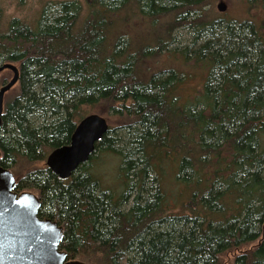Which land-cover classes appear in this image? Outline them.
<instances>
[{
    "label": "trees",
    "instance_id": "obj_1",
    "mask_svg": "<svg viewBox=\"0 0 264 264\" xmlns=\"http://www.w3.org/2000/svg\"><path fill=\"white\" fill-rule=\"evenodd\" d=\"M216 1H62L32 22L0 7V65L20 69L0 165L64 228L70 260L225 264L233 253L232 264H264V0H239L245 17L230 18ZM179 29L190 46L171 50ZM164 56L180 70L147 74ZM193 68L206 80L182 102ZM91 114L110 131L62 180L44 162ZM107 156L122 160V192L94 171Z\"/></svg>",
    "mask_w": 264,
    "mask_h": 264
},
{
    "label": "water",
    "instance_id": "obj_2",
    "mask_svg": "<svg viewBox=\"0 0 264 264\" xmlns=\"http://www.w3.org/2000/svg\"><path fill=\"white\" fill-rule=\"evenodd\" d=\"M225 2L218 4L219 13H226ZM11 71L13 77L0 88V129L4 114L5 96L20 81V69L13 63L0 65V73ZM110 131L106 117L91 114L83 118L72 135L70 144L53 150L46 159L47 167L60 179L67 180L76 170L86 164L95 152L96 144ZM18 183L10 169L0 165V193L10 194L19 201L14 204L18 210H27L30 219L10 216L4 201H0V264H88L70 260L61 249L64 228L58 222L40 217L42 202L32 192H18ZM53 239L49 240L48 237Z\"/></svg>",
    "mask_w": 264,
    "mask_h": 264
},
{
    "label": "rangeland",
    "instance_id": "obj_3",
    "mask_svg": "<svg viewBox=\"0 0 264 264\" xmlns=\"http://www.w3.org/2000/svg\"><path fill=\"white\" fill-rule=\"evenodd\" d=\"M62 1H73V0H0V7H2L5 11L6 17H13L18 18L24 21L32 22L35 19L39 17V14L41 12V7H43L44 4L48 3L49 7V16L54 14L56 11H58V2ZM220 2H225L228 10L226 13L227 16L230 17H245L246 11L244 12V8L241 6V3L239 0H217L215 3V8L218 11V4ZM219 12V11H218ZM221 14V13H220ZM143 26V24H142ZM135 27L141 28V25L139 26V23L135 24ZM191 33L185 29H179L176 31L175 37L177 41L173 43L170 47L171 50L173 48L175 49H182L184 46H179V44H183L185 46H190L189 43L191 42ZM140 39L144 42H148L150 40L154 39V36H151L149 34L141 33ZM148 70L151 72L159 71L161 68H176L180 70L181 63L178 61L176 62L174 58H161L158 60V63L150 62L148 64ZM194 75H191V77L184 78V81L181 85L178 86V94L180 98L182 99V102H186L187 100L191 99L197 92H200V90L203 88L204 82L206 80V74L202 71L201 68H193ZM13 77V73L11 71H4L0 73V78L6 79L7 82L11 80ZM17 93V86H15L12 90H10L6 96H5V102L15 96ZM100 109H97L98 112ZM95 113V112H94ZM105 117V116H104ZM122 160L113 158L110 156L105 157L104 159L101 158L98 160L95 166V173L103 179V184L106 189L114 192L119 190L122 192L124 189V179L119 178L120 176V169L122 165ZM46 164V160L44 162ZM37 193V192H35ZM222 259L225 264H232L233 262V253H227L226 255L222 256ZM80 261V260H79Z\"/></svg>",
    "mask_w": 264,
    "mask_h": 264
},
{
    "label": "snow or ice",
    "instance_id": "obj_4",
    "mask_svg": "<svg viewBox=\"0 0 264 264\" xmlns=\"http://www.w3.org/2000/svg\"><path fill=\"white\" fill-rule=\"evenodd\" d=\"M0 201H4L7 205L5 208V211L9 213L10 216H22L25 219H30V215L28 211L25 210H18L14 207V204H18L19 201H16L14 197H12L10 194L7 193H0ZM3 221H0L2 223ZM49 240L53 239V237L50 235L48 237ZM0 260H2V257H0Z\"/></svg>",
    "mask_w": 264,
    "mask_h": 264
},
{
    "label": "flooded vegetation",
    "instance_id": "obj_5",
    "mask_svg": "<svg viewBox=\"0 0 264 264\" xmlns=\"http://www.w3.org/2000/svg\"><path fill=\"white\" fill-rule=\"evenodd\" d=\"M42 219H47V218H42Z\"/></svg>",
    "mask_w": 264,
    "mask_h": 264
}]
</instances>
